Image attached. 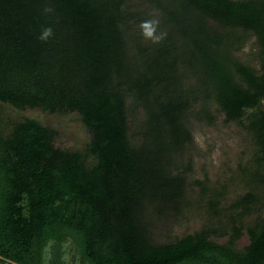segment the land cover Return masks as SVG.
<instances>
[{"label":"trees","instance_id":"obj_1","mask_svg":"<svg viewBox=\"0 0 264 264\" xmlns=\"http://www.w3.org/2000/svg\"><path fill=\"white\" fill-rule=\"evenodd\" d=\"M146 1L150 19L129 0H0V103L77 113L91 135L82 155L35 120L0 132V263L45 264L70 240L81 264H264V0ZM249 37L258 69L235 55ZM218 116L253 146L227 241L206 229L156 244L145 214L187 203L191 124ZM197 184L218 216L226 187ZM254 214L237 251L238 219Z\"/></svg>","mask_w":264,"mask_h":264},{"label":"rangeland","instance_id":"obj_2","mask_svg":"<svg viewBox=\"0 0 264 264\" xmlns=\"http://www.w3.org/2000/svg\"><path fill=\"white\" fill-rule=\"evenodd\" d=\"M135 13L143 18L150 19L151 11L146 8L150 4L146 0H129ZM147 12V13H145ZM255 38L249 37L242 49L235 55L258 69V63L254 59ZM25 119L35 120L42 126L56 131L53 144L60 150L86 153L91 135L83 125L79 115L74 112L49 113L39 109H15L10 105L0 103V132L6 134L14 123ZM192 145L190 146L188 159L183 162V169L187 177V203L180 207L179 211H166L158 216L148 210L144 222L150 226V236L156 244H168L187 235L210 229L213 232L211 241L225 244L227 237L223 234L230 231L231 218L238 210L231 205L243 195L246 190L237 180L240 165H244L253 152L250 136L238 122L224 123L223 116L213 126L192 122ZM88 164L94 161L87 157ZM182 169V170H183ZM214 191H223L224 197L219 199L217 209L218 216H214L209 209L210 195L201 194V184ZM257 214L238 219L237 225L243 226L242 236L235 242L234 249L243 250L249 244L246 227L253 224ZM50 243L45 249V264H81V252L72 241L59 244L57 250ZM8 264V263H0ZM86 264V263H82Z\"/></svg>","mask_w":264,"mask_h":264},{"label":"clouds","instance_id":"obj_3","mask_svg":"<svg viewBox=\"0 0 264 264\" xmlns=\"http://www.w3.org/2000/svg\"><path fill=\"white\" fill-rule=\"evenodd\" d=\"M157 22L154 20H146L140 24L141 34L145 39L151 40L152 43H159L162 39V35H157ZM50 29L46 30L41 39H46L50 35Z\"/></svg>","mask_w":264,"mask_h":264}]
</instances>
